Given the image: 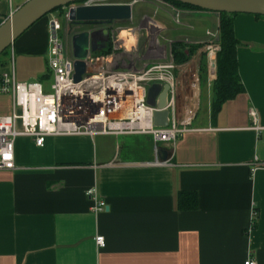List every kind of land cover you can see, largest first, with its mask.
<instances>
[{
    "label": "crops",
    "instance_id": "0c3cea01",
    "mask_svg": "<svg viewBox=\"0 0 264 264\" xmlns=\"http://www.w3.org/2000/svg\"><path fill=\"white\" fill-rule=\"evenodd\" d=\"M157 9H139L121 25L136 28L145 21L144 34L148 29L167 41L198 46L175 71L177 120L190 121L188 131L172 146L160 145L158 156L144 134L47 138L42 148L17 139L14 170L0 171V264H244L248 255L264 264V19L234 18L245 90L213 114L217 65L208 74L204 51L210 32L196 33L191 17L215 22L210 34L220 37L219 15L186 10L177 25L173 9ZM9 16L8 5L0 3V25ZM48 19L15 42L20 83L49 73ZM11 105L0 97V115H8ZM157 157L170 165H150ZM91 188L106 211L91 210ZM188 191L198 195V208L182 212L177 195ZM98 236L105 247L96 245Z\"/></svg>",
    "mask_w": 264,
    "mask_h": 264
},
{
    "label": "built area",
    "instance_id": "2783aa9c",
    "mask_svg": "<svg viewBox=\"0 0 264 264\" xmlns=\"http://www.w3.org/2000/svg\"><path fill=\"white\" fill-rule=\"evenodd\" d=\"M14 1L0 0V3L8 5L10 15L21 7L15 5ZM22 1L25 3L28 0ZM144 1L132 0V3L134 5ZM79 5L106 4L100 0H86ZM165 5L173 8L174 22L180 25L178 18L186 13V10L175 8L169 3ZM67 10L68 8L63 17L65 28L73 31L69 33L65 29L63 38L59 34L63 29L60 20L54 13L49 15V73L46 78L26 83L18 82L13 48L8 72L0 73V97L12 100L9 114L0 115V171L14 170L15 141L20 138L32 139L36 147L42 148L47 138L144 134L150 135L154 140V152L158 156L160 145L172 146L188 131L190 121L181 124L177 120L175 71L179 70V66L173 58L174 43L167 41L161 33L160 39L158 34L153 36L150 30L145 29L144 36L148 42L141 49L138 34L142 28L128 27L124 30L101 22L72 23L68 20ZM104 30L109 31L108 42L102 34ZM125 31L127 37L122 40L120 34ZM82 32L93 36L95 44L103 45L107 42V48L110 49L108 53L89 52L87 58L80 61L84 63L86 71L79 82H74V66L78 60L72 51L71 38ZM207 36L210 40L206 43L204 51L208 74H211V66L216 64L220 51L219 37L210 33ZM193 80L192 88L196 92L200 84L197 73L193 75ZM156 84L169 88L165 107L170 112V125L167 128H156L153 122L154 114L159 111L157 104L160 96L156 100L155 108L147 103L148 90ZM249 115L254 122L253 129L259 132L261 127L257 124L255 111L250 110ZM256 162L257 160L254 163ZM150 165L168 166L170 162L161 161L157 157ZM86 197L92 202L91 210L94 213H102L108 209L96 188L89 189ZM256 218L257 214H254V220ZM95 242L98 248L105 247L104 237H96ZM244 264H256V260L252 255H248Z\"/></svg>",
    "mask_w": 264,
    "mask_h": 264
},
{
    "label": "water",
    "instance_id": "95a60500",
    "mask_svg": "<svg viewBox=\"0 0 264 264\" xmlns=\"http://www.w3.org/2000/svg\"><path fill=\"white\" fill-rule=\"evenodd\" d=\"M81 1L86 0H28L18 8L9 18L0 25V56L13 46L27 30L38 23L39 20L53 14L58 9L68 8V20L72 23L93 24L101 22L104 24L125 23L132 20L134 9L130 4L125 5H96L84 6L79 5ZM173 2L198 8L202 12L214 14H234L250 15L264 17V0H171ZM103 36L109 38V31L104 30ZM93 36L87 32L72 36V51L78 62L75 63L76 71L74 82H79L85 73L83 61L91 53H97L107 48L106 44L99 45L93 41ZM215 63L211 66V71H215ZM167 86L162 87L156 84L148 90L147 103L152 108L156 107V100L160 96L157 104V113L153 116L155 127H169L170 112L165 109Z\"/></svg>",
    "mask_w": 264,
    "mask_h": 264
},
{
    "label": "trees",
    "instance_id": "16d2710c",
    "mask_svg": "<svg viewBox=\"0 0 264 264\" xmlns=\"http://www.w3.org/2000/svg\"><path fill=\"white\" fill-rule=\"evenodd\" d=\"M165 3H169L175 8L178 9H187L191 11H202L200 9H196L190 7L188 5L179 4L173 2L171 0H163ZM85 1H81L78 4H81ZM58 9L56 11H60ZM237 15L234 14H220L219 21H220V28H219V52L217 54L216 65H217V72H216V80L214 81L213 85V100H212V112L213 114L217 113L221 106L229 102V100L235 99L237 96L243 94L244 85L242 84V80L239 77V64L237 62V48L240 45L239 41L234 35V18ZM255 17V16H254ZM258 18H263L260 16H256ZM128 24L122 25L123 27L127 26ZM198 46H191L187 44L181 43H174L172 45L173 51V58L177 65H183L190 59V56L193 54L194 50L197 49ZM110 48H106L103 50V53H108ZM1 56H6L7 60L9 61V49L5 51ZM0 56V57H1ZM7 61L0 62V65H5ZM201 74L206 72V66L204 63L201 64ZM204 76V75H203ZM202 76V77H203ZM46 76L40 78L43 80ZM177 198V209L182 212H189V211H196L198 208V195L194 192H180ZM257 218L254 220V224L252 229L257 228L256 223ZM248 233V232H247ZM247 233L244 235L246 236Z\"/></svg>",
    "mask_w": 264,
    "mask_h": 264
},
{
    "label": "rangeland",
    "instance_id": "374dc122",
    "mask_svg": "<svg viewBox=\"0 0 264 264\" xmlns=\"http://www.w3.org/2000/svg\"><path fill=\"white\" fill-rule=\"evenodd\" d=\"M159 1H161V0H147V1L145 0L144 2H139V3L133 5L132 0H100V2H102V3L106 4V5H110V4L123 5L122 3H124V4H128V3L130 4V3H132L131 6L134 9L133 14L135 13V11L138 12L139 9H142L143 11H146V13L147 12H154V10H158L157 8H161V9H164L166 11H168V9L170 11L173 9L172 7H169V6L167 7L165 5V3H163L164 2L163 0H162L163 1L162 3L161 2L159 3ZM22 2H23L22 0H15L14 1L15 5H20V4H22ZM185 10H187V9H185ZM53 13L60 20L61 26H63L62 31L59 33L60 36H62V38H63L64 31L66 29L65 28L66 27V22H65V20H64L63 17L66 14V9H61L60 11H53ZM174 16H175V12H174ZM187 18H189V20H190V17H187ZM184 19H185L184 16L183 17L182 16H179V18H178V20L180 22H183ZM204 19H205L204 16H201V15H197V16L194 15L193 16L192 15L191 21L194 22L195 24H197V29L195 30L196 33H198V32H200V33H206V32L212 33V30L216 28V23L215 22H212V21H210L208 19L206 21ZM145 24L146 23L144 21L143 24L141 23L139 26L136 27L137 29L142 28L141 32L138 34V38H139V42H140L139 45H140L141 49H143L144 48V45L148 42L147 41V38L144 36V28L142 27V26H145ZM123 25H125V24H123ZM129 26L123 27L121 25V23H116V25H114V28H118L119 27V29H124L125 30V28H128ZM72 31L73 30L68 29V27H67L66 32L71 33ZM190 32H191V30H190ZM186 34H191V33H186ZM124 37L125 38L127 37V33H125ZM189 39H191V38H189ZM184 40H187V39H184ZM184 40H181V41L184 42ZM12 48H13V56H14V59H15V65L17 67H19V59H20V57L18 56V53H16V51H15V44L13 46H11V48L9 50L10 59L12 57L11 56L12 55ZM10 59H9V61H10ZM4 61H7V62H6L5 65H2V66L0 65V73H2V72H8V70H9V64H10L9 61L7 60L6 56H1L0 57V62H4Z\"/></svg>",
    "mask_w": 264,
    "mask_h": 264
},
{
    "label": "bare ground",
    "instance_id": "6f19581e",
    "mask_svg": "<svg viewBox=\"0 0 264 264\" xmlns=\"http://www.w3.org/2000/svg\"><path fill=\"white\" fill-rule=\"evenodd\" d=\"M150 27V26H149ZM151 31V30H150ZM152 32V31H151ZM125 33H127L126 31L125 32H122L121 34H120V39H122V40H126V38L124 37V35H125Z\"/></svg>",
    "mask_w": 264,
    "mask_h": 264
},
{
    "label": "flooded vegetation",
    "instance_id": "af4514ba",
    "mask_svg": "<svg viewBox=\"0 0 264 264\" xmlns=\"http://www.w3.org/2000/svg\"><path fill=\"white\" fill-rule=\"evenodd\" d=\"M114 25H116V24H114V23L109 24L110 27H111V26H114Z\"/></svg>",
    "mask_w": 264,
    "mask_h": 264
}]
</instances>
